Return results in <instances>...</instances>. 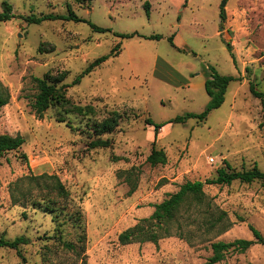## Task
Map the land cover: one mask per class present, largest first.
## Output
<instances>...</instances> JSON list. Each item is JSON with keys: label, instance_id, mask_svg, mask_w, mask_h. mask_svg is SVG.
Wrapping results in <instances>:
<instances>
[{"label": "rangeland", "instance_id": "1", "mask_svg": "<svg viewBox=\"0 0 264 264\" xmlns=\"http://www.w3.org/2000/svg\"><path fill=\"white\" fill-rule=\"evenodd\" d=\"M6 1L13 17L0 22V80L10 98L0 108V134L25 141L0 155V237L29 241L19 246L26 263L15 249L0 247V264H208L212 242L254 239L249 225L264 237V187L235 180L205 183L202 202L183 203L175 219L157 229V242L118 239L123 230L147 224L154 204L180 184L215 177L225 161L236 170L256 164L264 171V112L249 91L252 82L264 92V0H226L223 6L224 0H147L149 15L146 0ZM69 10L81 20L26 21L31 14ZM132 32L143 36L115 35ZM151 34L161 38L144 37ZM103 55L109 56L73 83ZM207 66L238 78L229 82L224 102L204 121L163 125L154 139L146 118L162 123L205 108ZM45 73L65 75L68 103L38 117L34 77ZM111 110L121 115L101 136L111 145L89 148L90 124ZM152 147L165 152V164L146 160ZM42 173L55 174L66 197L55 196L42 180L24 178ZM51 197L62 209L56 217L44 209ZM214 264H264V246L230 249Z\"/></svg>", "mask_w": 264, "mask_h": 264}, {"label": "trees", "instance_id": "2", "mask_svg": "<svg viewBox=\"0 0 264 264\" xmlns=\"http://www.w3.org/2000/svg\"><path fill=\"white\" fill-rule=\"evenodd\" d=\"M78 2H82L84 0H77ZM91 1V0H89ZM188 0H185L187 2ZM149 1H145L143 4L144 10L147 15H149ZM219 16L221 20V24L226 18L224 7L220 6ZM13 17L12 13V5L3 0L1 2V11H0V22H5L10 20ZM54 19H62V20H74L80 21L81 19L71 10H69L66 14H42L37 16L35 14H31L26 17V21L29 23H40L43 20H54ZM89 25L92 29L104 32L105 28L99 27L96 24L89 22ZM115 35L120 37H133L143 36L137 32L132 33H115ZM146 38L159 39L161 38L160 34H151L149 36H144ZM169 40H172V37H169ZM119 44L115 46L112 50L111 54L116 55L119 52ZM226 47L231 52L233 62L236 63V59L234 57V53L231 50V45L226 42ZM109 55H103L96 59H94L84 70L75 77L73 83L79 82L80 78L89 73L94 69V67L98 66L100 63L105 61ZM206 79L204 80V89L209 96V101L207 102L205 108L199 113L187 112L182 115H177L172 119H169L162 123H156L151 118H146L145 123L147 125H151L154 128V139L158 134L159 128L167 123H183L189 118H194L196 121L201 122L204 121L210 111L218 108L224 102L225 93L227 90V86L230 81L238 79L232 75H222L219 74L214 67L207 66L205 67ZM65 78L64 74H58L55 77L51 76L49 73H45L42 77H34V81L37 86V93L34 97L33 109L35 114L38 117H42L43 113L52 106H64L68 103L65 93L67 84L62 82ZM249 91L252 95L258 98L261 102V106L264 112V92L259 91L255 88V84L249 82ZM10 94L8 87L5 86L0 80V108L6 105L9 101ZM78 111H81V108H77ZM121 119V115L116 110H111L107 117L102 120L94 121L90 124V129L92 131V138L88 143L89 148L95 147H109L111 145V141L109 139H104L101 136L106 133H111L115 127L119 124ZM25 139L22 135L16 134L14 136L3 133L0 134V155L11 151L19 149L24 143ZM23 158L26 159V156L23 154ZM146 160L151 165L156 164H165L167 161V156L162 149H156L152 147L150 153L147 155ZM24 178H28L30 180L39 183L38 180H42L43 183L48 187L49 191L55 192L54 195L57 197H66L67 191L64 188V185L60 181V179L55 174H46L42 173L36 176H24ZM238 180L240 182L250 183L253 181H259L261 186L264 187V171L259 169V167L254 164L251 168L248 169H240L236 170L233 168L227 161L224 162V166H221L216 169V175L213 178H207L205 181L202 180H187L180 184L177 191L168 194L166 198H164L159 203L154 204V210L148 218L143 219L145 225L138 223L130 228L123 230L119 236V242L121 244H128L133 241H151L157 242L160 238V234L157 232V229L162 228L164 223H170L175 219L177 210L179 207L185 203L189 198L196 201L197 203H201L204 196L203 186L205 183L207 184H230L232 181ZM15 185H18V180L15 182ZM135 189V185H132L129 192H132ZM14 197V196H13ZM49 198V197H48ZM47 198V199H48ZM13 201L16 202L17 198H13ZM44 209L48 212H55V217L59 212H62V209L58 208L56 198H50L46 200L44 204ZM249 229L252 232L254 239H245V238H236L229 242L224 241H216L211 243L212 254L208 258V264H214L220 260H222L225 256V253L232 249L238 251H244L253 243H260L264 246V237L260 233L258 229L254 226L249 225ZM225 230V229H223ZM28 238L24 236H18L14 239H5L0 237V247H8L15 249L17 251L18 256L22 260V262L26 263V258L19 250L20 244L28 243ZM65 246L69 249H75V245L72 243H64Z\"/></svg>", "mask_w": 264, "mask_h": 264}, {"label": "water", "instance_id": "3", "mask_svg": "<svg viewBox=\"0 0 264 264\" xmlns=\"http://www.w3.org/2000/svg\"><path fill=\"white\" fill-rule=\"evenodd\" d=\"M226 0L223 1L222 6L225 4Z\"/></svg>", "mask_w": 264, "mask_h": 264}, {"label": "built area", "instance_id": "4", "mask_svg": "<svg viewBox=\"0 0 264 264\" xmlns=\"http://www.w3.org/2000/svg\"><path fill=\"white\" fill-rule=\"evenodd\" d=\"M210 161H213V158L212 157H210Z\"/></svg>", "mask_w": 264, "mask_h": 264}]
</instances>
